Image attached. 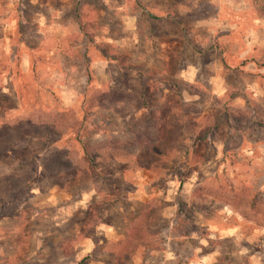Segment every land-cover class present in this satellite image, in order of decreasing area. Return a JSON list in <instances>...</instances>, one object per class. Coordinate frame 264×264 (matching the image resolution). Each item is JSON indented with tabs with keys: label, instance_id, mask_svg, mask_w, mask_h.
<instances>
[{
	"label": "rangeland",
	"instance_id": "obj_1",
	"mask_svg": "<svg viewBox=\"0 0 264 264\" xmlns=\"http://www.w3.org/2000/svg\"><path fill=\"white\" fill-rule=\"evenodd\" d=\"M16 117L34 134L0 144V181H25L0 193L2 264H114L135 221L128 264H264V0H0Z\"/></svg>",
	"mask_w": 264,
	"mask_h": 264
},
{
	"label": "trees",
	"instance_id": "obj_2",
	"mask_svg": "<svg viewBox=\"0 0 264 264\" xmlns=\"http://www.w3.org/2000/svg\"><path fill=\"white\" fill-rule=\"evenodd\" d=\"M98 104L103 105V102H97ZM58 113V112H57ZM60 113V112H59ZM52 118V120H55L56 117L49 116L48 112H43L41 119H44L45 117ZM22 121V122H21ZM30 120L28 118L23 117H16L13 118L11 121V124H9L7 127L0 126V144L4 142H8L9 138L12 137V135L16 132H21L26 135L34 134V131H32V126L29 125ZM54 123V122H53ZM58 129L60 130V126L58 124H51L50 122H47V124L40 129L37 133H56L58 132ZM164 133V129H160L156 136L155 142L151 143V148L157 147L156 143L160 142L162 144H165V148L167 147L169 141L167 136ZM161 149L160 154H164L165 152ZM124 151L121 149H106L103 147V149H100L98 151H94L92 148L88 146H83V153L92 160L93 158L97 157H115L122 154ZM25 181H19L18 178H7L4 181H0V193L9 191L14 189L15 187L23 184ZM128 233L124 236V238L119 239L116 242V249H115V262L117 264H125L127 263L131 257L133 256L134 251L138 246L147 245L148 243L145 241L143 234H141V224L138 221L133 222L129 227Z\"/></svg>",
	"mask_w": 264,
	"mask_h": 264
},
{
	"label": "crops",
	"instance_id": "obj_3",
	"mask_svg": "<svg viewBox=\"0 0 264 264\" xmlns=\"http://www.w3.org/2000/svg\"><path fill=\"white\" fill-rule=\"evenodd\" d=\"M1 240V239H0ZM1 245V244H0ZM38 246V248H40V246H42V245H37ZM0 249H1V247H0ZM0 254H1V251H0ZM11 257V256H10ZM10 257L8 258V259H6V261H7V263L6 264H11V261H10ZM26 259H28V257H26ZM40 263L44 260V258L43 259H41L40 257H38V259H37ZM28 261V260H27ZM113 263L114 264H117L116 262H115V256H114V261H113ZM0 264H2V262L0 261ZM51 264H67V262H64L63 261V258H60L59 260H54ZM68 264H78V262H76V258L74 259V261H70ZM125 264H128V262L127 263H125ZM165 264V263H164ZM183 264H185V263H183Z\"/></svg>",
	"mask_w": 264,
	"mask_h": 264
}]
</instances>
